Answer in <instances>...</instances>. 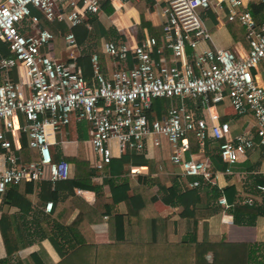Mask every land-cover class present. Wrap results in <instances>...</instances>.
I'll return each instance as SVG.
<instances>
[{
	"label": "built area",
	"instance_id": "1",
	"mask_svg": "<svg viewBox=\"0 0 264 264\" xmlns=\"http://www.w3.org/2000/svg\"><path fill=\"white\" fill-rule=\"evenodd\" d=\"M223 3L228 19L238 20L246 29L250 51L245 56L206 45L211 33L202 14ZM35 9L41 17L69 26L67 48L74 58L78 43L72 29L90 22L102 5L100 0H0V43L8 50L5 53L0 45V196L11 185L73 177L74 164L57 159L55 148L59 133L80 121L90 124L88 141L96 155L92 160L96 169L113 165L116 152L120 156L145 151L153 135L160 144L158 136L164 135L173 146L171 160L185 177L196 178L189 183L193 187L201 186L200 178L214 182L220 172L214 171L211 155L206 154L209 138L223 140L218 154L229 165L257 147L264 148V21L258 22L250 10L242 9V0H167L160 59L155 57L154 37L147 36L136 45L106 40L104 53L119 64L107 75L94 53L92 80L81 68L56 57L57 34L34 14ZM15 70L19 80L12 77ZM227 97L237 114L253 111L256 135L248 131L233 137L229 122L216 121L213 108ZM157 98L171 100L160 115L153 108ZM187 99H203L210 117L198 115ZM192 132L200 152L188 157ZM24 134L29 148L38 150V159L20 160L14 143L18 147ZM143 170L131 166L134 175ZM259 189L264 191V185ZM219 202L225 211L233 206L225 196ZM242 203L253 206L254 197L243 198ZM52 207L53 202H48L46 209ZM227 221H234L232 212Z\"/></svg>",
	"mask_w": 264,
	"mask_h": 264
},
{
	"label": "crops",
	"instance_id": "2",
	"mask_svg": "<svg viewBox=\"0 0 264 264\" xmlns=\"http://www.w3.org/2000/svg\"><path fill=\"white\" fill-rule=\"evenodd\" d=\"M214 1L216 2V0ZM100 2L102 10L93 16V19L98 17V24L93 20L85 24L90 32L83 40L79 41L76 35L78 48L74 58L67 48L66 34L70 31L69 26L65 23L68 29L64 33L56 22L41 17L40 12L35 9L37 13L34 14L41 17L43 24L58 34L54 43L55 55L58 59L81 68L84 75L92 80L94 76L92 57L94 53L99 55L101 70L107 75L111 74L119 64L104 53L103 44L106 40L124 41L136 45L144 41L147 36L157 39L155 57L157 60L160 59L161 55L158 48L164 43V22L166 20L164 9L167 0H100ZM245 8L253 13L258 22L264 21V0H242V9ZM227 12L228 8L223 3L222 7H215L202 14L204 22L211 33V38L206 45L212 49L229 48L237 55L245 56L250 51L246 29L238 20L230 21ZM99 33H102L101 38L97 35ZM4 48L6 49L5 46ZM189 51L192 52L191 49ZM165 53L169 55L170 50L166 48ZM133 63L130 60L129 65L132 66ZM14 75L15 71L12 73L13 78H15ZM176 101L178 102L179 99ZM187 101L190 106L196 109L198 115L207 119L210 117L208 104L203 99L197 101L187 99ZM158 106L156 108L153 106V108L160 115V112L166 111L171 106V100H167L165 108H163L164 104ZM213 113L218 115L217 122H229L231 124L233 137L248 131L256 135L257 119L253 111L249 109L245 115L237 114L228 97L216 103ZM80 122L73 123L59 133L58 140L60 143L55 148L57 159H66L76 156L78 153ZM84 122L88 126L89 134L90 124L87 121ZM8 137L12 141L14 140L11 133ZM88 140L85 141V154L93 167L92 160L95 159L96 155ZM158 140L160 144L155 143V135L151 136L147 149L139 152L148 160V165L140 164V162L134 164V159L138 161L140 156L131 157L130 154L133 152L127 151V153L120 156L116 152L113 165L105 164L101 169L93 167L97 170V174L94 176L96 190L75 188L74 192L71 193L66 180L52 182L51 186L48 184L43 185V181L32 182V184L23 182L20 183L22 184L21 188L26 190L23 199H13L11 201L6 200V194L0 196V220L4 214L7 215L6 234L10 238L11 248L14 250V247H17L12 255L8 254L0 226V261L6 260V264H113L114 259L108 256L107 254L110 253H105L106 251L101 255L98 254V251L95 254L87 251L80 257H72L73 251L78 248V243L74 238L76 235L80 237L87 235L90 240L95 242L96 246L101 248L105 244L118 245L123 242V240L113 239L110 235V216H103V210L105 207H112L114 213H121L124 216L125 232L128 233L127 203L122 201L114 204V196L124 190L139 193L148 188L152 181H148L146 175L149 174L151 165L162 164V168L170 177L167 185L178 182V179L182 184L191 182L189 177L182 174L181 168L171 160L173 146L169 139L162 135L158 136ZM221 142L223 140L215 141L209 138L206 145V154L211 156L217 154ZM14 144L22 162L39 158L38 150L29 148V145L24 148L22 138L18 147L17 142ZM191 146L194 152L190 150L187 153L188 157L190 154L198 155L200 152L198 141L197 144H191ZM262 155H264V148L257 147L249 151L247 156L239 162L230 164L228 170L218 172L214 182L204 181L203 183L213 184L218 189H222L227 185H235L234 203L244 205L242 203L243 198L253 196L255 206L251 207L259 208L264 203V191L259 189L262 184H255L254 178L255 175L264 172V160L260 162ZM129 157L131 159L127 162L126 159ZM2 158L0 155L1 168L3 167ZM131 166H141L145 170H143V174L134 175L131 173ZM156 175L157 173H153V176ZM15 187L16 185H11L9 189H15L14 193H16L18 191ZM151 190L160 197L163 196V192L157 184L152 185ZM178 190H175V192H178ZM202 191L203 203L206 205L209 203L216 209L213 216L201 220L197 230L190 227L189 223L192 226V221L187 220V224L183 228L176 227L170 231L168 237L164 234L158 240H155L150 230H148V233L144 234L148 242L164 246L170 243L175 244L181 240L180 238H183V240H194L198 244V248H206L212 244L220 246L222 252L219 255H216V250L211 248H208L202 255L206 264H221L226 253H228L226 256L231 260L241 259L239 264H264V215L258 218L255 225L229 222L227 221V214H230L231 210L225 211V208L219 202L220 197L224 195L216 198L212 187ZM170 192L172 191L170 190ZM48 202H53L51 211L46 209ZM97 207H100L101 210L98 211ZM154 211L161 217L170 218L173 221L180 220L183 214L182 207L166 204L161 198L154 203ZM79 214H81L80 216L83 215V219L80 223L79 221L76 223L75 220ZM143 228L137 226L135 231L139 232ZM52 236L56 239V242L52 240ZM216 237L220 240L214 239ZM18 244L20 245L19 248ZM261 258L263 260H260ZM120 263L115 261L114 264Z\"/></svg>",
	"mask_w": 264,
	"mask_h": 264
},
{
	"label": "trees",
	"instance_id": "3",
	"mask_svg": "<svg viewBox=\"0 0 264 264\" xmlns=\"http://www.w3.org/2000/svg\"><path fill=\"white\" fill-rule=\"evenodd\" d=\"M34 13H37V11L34 10ZM94 15H91L90 20H93L96 22V24H98V17H95L93 19ZM56 24L59 25L64 33L68 29L64 22L56 21ZM72 30L77 35L79 41L83 40V38H85L90 32L85 24L78 25ZM97 35L101 38L102 33H99ZM0 45L3 51L5 53H8V50L5 49L1 43ZM14 76L17 80H19V76L17 75L16 70ZM166 100V98L155 99L154 107L156 108L159 107L158 105L164 104L163 108H165ZM22 121H25L23 116ZM89 136L90 135L88 134V126L86 122H80L78 153L76 154V156L66 158V160L74 164L73 177L66 179V183H68L71 193L74 192L75 188L88 190H96L97 188L96 184L94 183V176L97 174V170L91 166V163L87 159L85 154V141L88 140ZM189 136L190 144H197L195 133L192 132L189 134ZM27 137L28 136L26 134L22 136V143L24 148H26L28 145ZM190 150L191 152H194L192 146ZM131 152H133L132 154H130L131 157L136 158L140 156V159L138 161L134 159V164H139L138 162H140V164L148 165V160L143 155H140L136 150H131ZM129 159L131 158H127L126 161L128 162ZM211 159L215 172H224L228 170L229 164L224 162L218 153L212 155ZM263 160L264 155L260 157V162H263ZM161 165V163H157L150 166V172L146 175V177L147 180L149 179L148 181H152V183L149 182V187L144 191H141L139 193H131L130 191L124 190L118 192L114 196V204H118L122 201L127 203L128 213L126 215V220L129 226L128 233L125 232L126 227L124 224V216L121 213H114L112 211V207H105V209L103 210V216H110V235L113 239L117 241L123 240V242L118 245L105 244L103 248H101L96 246L94 244L95 242L90 240L87 235H82V237L76 235L74 239L78 243V248L73 251L72 257H80L87 251L93 252V254L98 251L99 255L106 251L105 253H110L107 255L111 256V258L114 259L113 264L115 263V261L121 262L120 264H206L202 255L208 248L216 250L215 254L219 255L222 252L220 246L212 244L206 248H198V244H196L194 240H183V238H180L181 240H179V242L175 244H163L164 246H162L161 244L156 245L154 244V242H148L146 237H144V234L148 233V230H150L155 240H158V238H161V236H163L164 234L168 237L172 229L176 227L183 228L187 224V220H191L192 226L190 223L189 226L197 230L201 220L210 218L216 212L214 206L210 205L209 203L207 205L203 203L202 190H208L209 187L213 188L216 198L224 195L227 201L233 204L230 210L234 215V222L236 224L255 225L258 218L264 215V203L260 205L259 208L251 207V205L244 206L234 203V196L236 193L235 185H227L222 189H218V187H214L213 184L203 183V178H200V181H202L204 185L202 184L203 186L201 185L199 187L190 186L189 183L182 184L180 179L178 178V182H172L171 185H167L170 177L166 173V171H164ZM143 169L145 170V168ZM153 173H157V175L153 176ZM189 179L190 181H193L196 178L189 177ZM254 182L255 184L264 185V172L255 175ZM28 183L32 184V182ZM45 184L51 186L52 181L44 180L43 185ZM156 184L157 186H159L161 192H163L162 197L151 190L152 185ZM21 185L22 184L16 185L15 188H17L16 190L18 191L16 193H14L15 189L8 188L9 190L7 191L5 197L6 200L13 201V199H23L25 197L26 190L22 189ZM18 187L20 188L18 189ZM177 189H179L178 192H175V190ZM170 190L172 192H170ZM10 196L13 198H11ZM160 198L166 204L183 208V214L181 215L180 220L173 221L170 218H163L154 211V203L160 200ZM97 209L98 211L101 210L100 207H97ZM80 215L81 214H79L78 218L75 220L76 223H78V221L79 223L82 221L83 215ZM6 222L7 215L4 214L2 219L0 220V226L2 229L3 238L8 254L12 255L13 251L16 250L17 247H14V250L11 248L10 238L7 236L5 230ZM137 226H142V228H144L139 232H136L135 229ZM194 235H196V233H194ZM218 237L214 239H219ZM51 238L54 242H56V239L53 236ZM19 246L20 245L18 244V248ZM222 248L223 250H225L224 246H222ZM226 254L224 255V258H222L221 264H233V262H235V264H239V262H241V259H236L235 261L234 259L231 260L226 256ZM260 260L263 259L261 258ZM6 262V260H2L0 261V264H6Z\"/></svg>",
	"mask_w": 264,
	"mask_h": 264
},
{
	"label": "rangeland",
	"instance_id": "4",
	"mask_svg": "<svg viewBox=\"0 0 264 264\" xmlns=\"http://www.w3.org/2000/svg\"><path fill=\"white\" fill-rule=\"evenodd\" d=\"M167 100H168V99H167ZM167 100L165 101V102H166V104H165L166 106H167Z\"/></svg>",
	"mask_w": 264,
	"mask_h": 264
}]
</instances>
